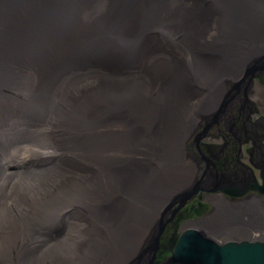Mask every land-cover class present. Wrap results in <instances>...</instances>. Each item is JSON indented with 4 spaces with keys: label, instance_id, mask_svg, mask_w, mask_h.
<instances>
[{
    "label": "bare ground",
    "instance_id": "obj_1",
    "mask_svg": "<svg viewBox=\"0 0 264 264\" xmlns=\"http://www.w3.org/2000/svg\"><path fill=\"white\" fill-rule=\"evenodd\" d=\"M263 74L264 0H0V264L264 246Z\"/></svg>",
    "mask_w": 264,
    "mask_h": 264
},
{
    "label": "water",
    "instance_id": "obj_2",
    "mask_svg": "<svg viewBox=\"0 0 264 264\" xmlns=\"http://www.w3.org/2000/svg\"><path fill=\"white\" fill-rule=\"evenodd\" d=\"M202 256L198 255L197 248L188 250L184 247L185 253L174 254L175 259L183 264H264V246L263 244L243 243L219 245L214 241L207 239Z\"/></svg>",
    "mask_w": 264,
    "mask_h": 264
},
{
    "label": "rangeland",
    "instance_id": "obj_3",
    "mask_svg": "<svg viewBox=\"0 0 264 264\" xmlns=\"http://www.w3.org/2000/svg\"><path fill=\"white\" fill-rule=\"evenodd\" d=\"M261 80V81H260ZM260 80L259 81H256V80H252L251 81V88L252 89H257V93H255V92H252V94H253V97H249V100H250V103L252 104V105H254L255 107L254 108H256V112H257V109L259 108V107H257V105L259 106V102H264V74L262 75V77L260 78ZM253 108V106H252V109H254ZM250 120H251V122H253L255 125H258V124H260L261 122H264V112H262L261 110H260V108H259V111L257 112V113H255L254 115H252L251 116V118H250ZM262 124V123H261ZM255 128H256V130L258 131V127L257 126H255ZM203 131V128H199L198 130H197V134H196V136H195V138L198 136V135H200V133ZM194 140V139H193ZM193 140H192V142H190V144L192 145V147H193V150H194V153L196 152V150H197V146H195V145H193L192 143H193ZM260 142H261V144L262 145H264V136L260 139ZM211 143H215L216 145H223L224 143H223V141H221V140H214V139H212V138H210V137H208V136H205L204 138H200L199 139V147L200 148H203V146L204 145H206V144H211ZM253 161H254V159H252ZM249 163H253L252 161H249ZM257 172H258V169H257V171H256V174H257ZM189 188V187H188ZM183 193H185V191L183 190V191H181L179 194H177L176 196H182L183 195ZM202 195V193H199L198 194V197L199 196H201ZM186 197V195L185 196H183V197H181V199L183 200V199H186L185 198ZM198 197H195V199H196V201H194V202H199L200 204H202V205H206L207 207L209 206V207H211V205L209 204V203H206V202H204L202 199H200V198H198ZM175 199V198H174ZM173 199V200H174ZM194 199V200H195ZM184 202H186V204L182 207V209H185V208H188V206H189V203H191V200H189V199H186V201H184ZM247 202V201H246ZM179 206H180V204L179 203H176V202H174L172 205H171V213L174 211V210H176L177 208H179ZM246 206V207H245ZM247 208H249L250 209V212H247L248 214H249V216L251 215V214H253V213H257V212H259V211H254V209H252V208H250V207H248L247 205H245V203H243V210H246ZM177 213H179V210L176 212V215H177ZM176 215H174L173 216V213H172V215L170 214L169 215V219H171L172 217H177ZM247 218V217H246ZM164 220H166L165 218H163L162 219V221H164ZM172 224L171 223H169V227L171 226ZM182 224L181 223H179V226H181ZM164 226V225H163ZM167 227V226H166ZM165 227V228H166ZM255 228V227H254ZM171 232V231H170ZM173 233V232H172ZM210 237V236H209ZM211 238V237H210ZM213 239V238H212ZM214 240H216V239H214ZM217 241V240H216ZM168 251V250H167ZM165 252L164 253V255H162V257H156V258H154V264H175V263H173L172 262V260H171V258H172V256H171V251H169V252Z\"/></svg>",
    "mask_w": 264,
    "mask_h": 264
},
{
    "label": "flooded vegetation",
    "instance_id": "obj_4",
    "mask_svg": "<svg viewBox=\"0 0 264 264\" xmlns=\"http://www.w3.org/2000/svg\"><path fill=\"white\" fill-rule=\"evenodd\" d=\"M263 137V136H262ZM264 146V145H263ZM245 146H244V144H241V149H243ZM250 150V149H249ZM248 150V151H249ZM261 157H262V161H260V160H255L254 159V161L252 160V162L253 163H249V160L247 161V163L242 167V169H241V171L243 170V171H245L246 169L245 168H247L248 166H252V167H254V166H257V165H260L261 163H263L264 162V152H263V155L261 154ZM247 165V166H246ZM222 168H225V165L222 167ZM222 168H220V170L222 169ZM257 170V169H256ZM258 173V172H257ZM254 174L256 175V171H254ZM198 198H200V199H202L203 198V196L201 195V196H199ZM244 198L243 199H237L235 202H239V203H245L244 202ZM194 201H196V199L195 200H193V201H191V203H189V206H188V208H185V210H190V208H197L195 211H197L200 207H201V205L202 204H200L199 202H194ZM180 219L178 218V217H175L173 220H172V225L168 228V230L166 231V234L164 235V237H163V239L165 240V238H167V233L168 232H173V234H177V233H179L180 232V230H181V228H180V230H178V227H180L179 226V223H180ZM174 229V230H173ZM163 240V241H164ZM161 257V256H160Z\"/></svg>",
    "mask_w": 264,
    "mask_h": 264
}]
</instances>
